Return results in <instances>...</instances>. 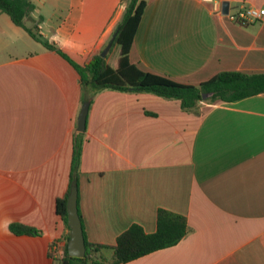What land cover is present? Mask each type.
Segmentation results:
<instances>
[{
	"label": "crops",
	"instance_id": "1",
	"mask_svg": "<svg viewBox=\"0 0 264 264\" xmlns=\"http://www.w3.org/2000/svg\"><path fill=\"white\" fill-rule=\"evenodd\" d=\"M31 1L27 24L80 64L102 51L124 10L122 0ZM145 1L129 52L139 68L189 84L264 72V14L240 25L209 1ZM216 1L264 8V0ZM80 105L74 67L0 12V264L61 258L70 229L55 204L69 187ZM77 182L91 243L113 246L132 224L154 232L159 208L192 228L119 264H264V93L184 111L178 100L103 90L90 102ZM11 223L37 233L16 234Z\"/></svg>",
	"mask_w": 264,
	"mask_h": 264
},
{
	"label": "trees",
	"instance_id": "2",
	"mask_svg": "<svg viewBox=\"0 0 264 264\" xmlns=\"http://www.w3.org/2000/svg\"><path fill=\"white\" fill-rule=\"evenodd\" d=\"M122 2L124 10L113 31L114 39L107 55L102 57L100 53H97L83 64L75 62L63 50L43 38L35 31L34 25L27 24V20L31 19L35 9L31 0H0V12L6 13L15 25L23 28L45 48L57 52L74 67L80 77L81 102L86 94L92 100L94 95L103 90H115L128 93H149L167 100H178L182 110L193 111L202 101L231 102L264 93V72L227 70L218 72L198 84H189L139 68L130 61L129 52L146 1L122 0ZM115 46L119 49L118 57L116 60L107 62V56ZM205 92L213 94L203 100L201 95ZM84 132L73 134L69 187L62 198L56 199L55 204L56 212L67 226L66 198L71 183L74 181L78 183ZM9 228L16 234L37 233L35 228L17 223L9 224ZM191 231L192 228L185 216L159 208L156 213L154 232L146 233L138 224H132L117 236L113 246L91 243L84 236V256L69 255L66 245L61 258L55 261H57L56 264L125 263L155 250L173 246ZM106 249L112 252L109 257L103 254Z\"/></svg>",
	"mask_w": 264,
	"mask_h": 264
},
{
	"label": "water",
	"instance_id": "3",
	"mask_svg": "<svg viewBox=\"0 0 264 264\" xmlns=\"http://www.w3.org/2000/svg\"><path fill=\"white\" fill-rule=\"evenodd\" d=\"M229 8V2L223 1L221 11L226 14ZM114 34L109 39L105 47L100 52V56L105 57L112 45ZM212 92L202 93V99L205 100L212 96ZM91 98L85 97L81 102L79 112L76 119V129L78 132L85 131L87 114L90 106ZM78 186L74 181L71 183L69 192L66 198V221L70 229L69 239L67 241V251L71 256L82 257L85 255V243L81 218L77 206Z\"/></svg>",
	"mask_w": 264,
	"mask_h": 264
},
{
	"label": "built area",
	"instance_id": "4",
	"mask_svg": "<svg viewBox=\"0 0 264 264\" xmlns=\"http://www.w3.org/2000/svg\"><path fill=\"white\" fill-rule=\"evenodd\" d=\"M209 1L212 3L213 9L216 12L222 13L221 11V2L216 0H203ZM223 14V13H222ZM264 14V8H258L254 6H241L235 11H231L228 8L227 13L225 14L229 19L233 20L234 22L245 25L247 22L259 19ZM51 250L54 252L58 251V247L56 243H53L50 247Z\"/></svg>",
	"mask_w": 264,
	"mask_h": 264
}]
</instances>
